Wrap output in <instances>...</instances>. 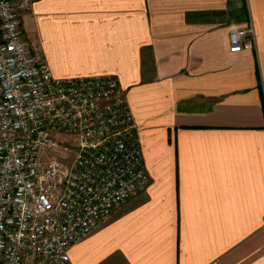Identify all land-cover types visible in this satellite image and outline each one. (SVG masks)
Returning a JSON list of instances; mask_svg holds the SVG:
<instances>
[{
    "label": "crops",
    "instance_id": "obj_1",
    "mask_svg": "<svg viewBox=\"0 0 264 264\" xmlns=\"http://www.w3.org/2000/svg\"><path fill=\"white\" fill-rule=\"evenodd\" d=\"M56 77L114 75L149 183L74 264H264V0H31ZM251 26L254 46L229 51Z\"/></svg>",
    "mask_w": 264,
    "mask_h": 264
},
{
    "label": "built area",
    "instance_id": "obj_2",
    "mask_svg": "<svg viewBox=\"0 0 264 264\" xmlns=\"http://www.w3.org/2000/svg\"><path fill=\"white\" fill-rule=\"evenodd\" d=\"M31 6L0 0V264H74L71 246L149 173L118 78L56 77L26 36ZM253 33L231 29L229 51L253 48Z\"/></svg>",
    "mask_w": 264,
    "mask_h": 264
},
{
    "label": "rangeland",
    "instance_id": "obj_3",
    "mask_svg": "<svg viewBox=\"0 0 264 264\" xmlns=\"http://www.w3.org/2000/svg\"><path fill=\"white\" fill-rule=\"evenodd\" d=\"M71 157H72V152H68L65 157L61 158V161L66 163L71 159Z\"/></svg>",
    "mask_w": 264,
    "mask_h": 264
}]
</instances>
